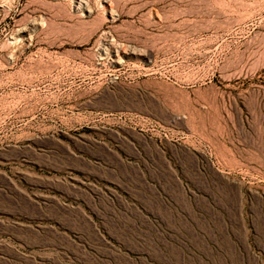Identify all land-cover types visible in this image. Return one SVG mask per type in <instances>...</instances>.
I'll use <instances>...</instances> for the list:
<instances>
[{
	"label": "rangeland",
	"instance_id": "1",
	"mask_svg": "<svg viewBox=\"0 0 264 264\" xmlns=\"http://www.w3.org/2000/svg\"><path fill=\"white\" fill-rule=\"evenodd\" d=\"M83 3L0 0V264H264V0Z\"/></svg>",
	"mask_w": 264,
	"mask_h": 264
},
{
	"label": "bare ground",
	"instance_id": "2",
	"mask_svg": "<svg viewBox=\"0 0 264 264\" xmlns=\"http://www.w3.org/2000/svg\"><path fill=\"white\" fill-rule=\"evenodd\" d=\"M76 2H77V8H81V7H84V3H83V0H75ZM35 26V24H33L31 27H34ZM24 31V30H23ZM23 31H17L14 35H13V37H11V40L12 41H18V38H21L22 39V47H27V46H29V41L31 40L30 38L29 39H25L24 38V35H25V31L23 32ZM8 44V43H7ZM14 44V43H13ZM12 55V54H11ZM13 60V58L12 57H8L7 58V61L9 62V63H11V61ZM170 94H169V97H171V98H173V99H180V100H182V102L183 101H186V102H188L189 103V99H190V97H189V93L188 92H186L185 90H177V89H175L174 87H171L170 88Z\"/></svg>",
	"mask_w": 264,
	"mask_h": 264
}]
</instances>
